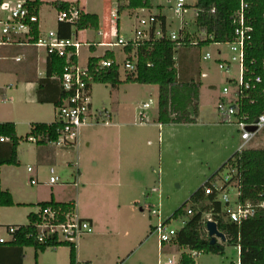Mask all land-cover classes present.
Returning a JSON list of instances; mask_svg holds the SVG:
<instances>
[{"label":"rangeland","instance_id":"obj_1","mask_svg":"<svg viewBox=\"0 0 264 264\" xmlns=\"http://www.w3.org/2000/svg\"><path fill=\"white\" fill-rule=\"evenodd\" d=\"M53 1L45 0L40 10L41 23L44 24L45 32L56 23L58 11L52 5ZM196 1L186 0V13H180L176 10L178 0H151L154 8L153 13H150L148 9H145L144 12L139 9L130 12L124 11L119 16L121 36L127 40L135 37L134 28L139 25L137 14L148 17L149 14L162 13L167 18L168 33L179 32L180 28L185 25L188 27L187 30L192 33L186 31L187 36L192 37L191 41L198 42V40L205 39L206 34L200 36L196 33L198 29L193 21L196 15V9L193 6ZM80 2L87 10L99 12L103 16L109 9L116 6L118 0H80ZM158 6H162V9L160 10ZM44 31L43 33H45ZM78 38L83 41V45L79 49V62L85 66L87 58L94 54L84 44L86 43L84 41L89 38L98 41L100 38L97 30H87L81 33ZM10 49L18 50L20 48L13 45ZM115 50L116 61L120 64L121 78L124 79L127 73L124 68L127 55L121 46L116 47ZM207 53H210V58H206ZM175 56L182 80L194 79L199 85V112L195 117L198 118V121L197 123L164 124L169 128L164 131L163 136L161 135V143L158 126H154L158 122L155 120L158 109V85L122 83L118 87H112L109 84H93L91 95L93 110L108 109L119 114L118 120L124 123L125 129L137 138L134 143L135 147L134 145L131 146L133 142L129 140V136L124 139L121 155L126 159L133 160L136 167H140L137 164L143 166L140 180L133 183L121 181L122 186L117 187L111 196L107 197L102 194L94 196L95 189L88 193L82 185L83 182L88 184L85 179L79 181V187H74L72 185L75 180L72 174L74 167L64 165L61 160L55 166L56 175L60 177V180L53 187L46 183H38L32 186L29 177L23 173V167L33 164L27 148L29 145H36V142L26 138L27 127H20L19 136L22 142L20 165L13 168L14 172L6 170L5 176L18 177L27 192L38 193L43 200H50L54 192L55 199L60 201L78 196L83 212L94 210L98 215L97 221L95 220L94 231L81 236L78 242L83 241L85 244L81 248L82 256L94 257L95 260L99 261V264L105 263L106 259L110 258L116 260L117 254L121 256V260L126 259L131 264H158L159 260L165 262L169 259L176 262L182 252H190L189 249L180 248L170 242L164 243L161 254L159 247L162 244L159 237L151 231L160 221H167L175 210L216 172L218 175L214 181L221 184L230 172L229 167L220 170L221 167L238 151L242 144L237 119L232 116L230 121L224 120L223 111L228 107V104H225L223 110L219 108L221 100H228V97L223 98L226 96L223 92L224 87L229 86L233 93L230 97L235 98L236 84L230 80L238 78L240 75L237 63H232L228 71L219 66L220 58L231 57L229 44H189V46L178 47ZM3 80L8 82L9 78L4 77ZM150 99L152 100L150 107L144 109L143 105L149 103ZM144 110L147 113L148 123L146 126L135 124L141 121V112ZM92 123L95 124V121ZM100 124L104 125L103 122ZM86 127L89 126H84L82 129ZM252 146L264 148V129L248 145V147ZM99 149V144L95 145L94 142L90 148L86 142H81L78 151L77 149L75 152L71 151L70 158L73 161H78L79 164H83V167L93 170L94 163L97 161L101 165V160L105 156ZM49 166L48 163L47 169L44 168V181L50 177ZM95 185L97 188H101L100 183L96 182ZM126 186L132 187V195L126 194L129 190ZM155 187L158 188L157 191L153 190ZM228 193L232 199H237V188H231ZM110 202H114L115 205L119 203L123 206L121 208L112 206L111 209H107ZM190 206L191 203L188 204V207ZM153 211L159 212L160 216H154ZM204 217L206 219L208 217L213 218L210 212L205 213ZM184 219V217L171 219L166 224L169 229H180ZM98 225L99 233L96 228ZM4 228V233L9 234L7 227ZM94 235L96 239L90 243L89 237H94ZM218 243L223 246L224 252L222 254L200 253L196 256L197 264L239 262L240 252L237 246L229 244L227 241L224 242L220 238H218ZM52 248L40 253L38 258L35 257L34 248L26 249V264H70L69 247L66 250L63 248L54 250Z\"/></svg>","mask_w":264,"mask_h":264},{"label":"trees","instance_id":"obj_2","mask_svg":"<svg viewBox=\"0 0 264 264\" xmlns=\"http://www.w3.org/2000/svg\"><path fill=\"white\" fill-rule=\"evenodd\" d=\"M126 8H153L151 0H128ZM250 4L249 17L254 26L253 38L246 52L244 71L245 82H250L252 88L244 91L233 115L236 119H243L246 122H254L264 113V0H247ZM37 11L40 10L43 1L34 0L31 2ZM54 5L58 10H67L71 4L67 1H55ZM195 8L199 14L195 19L196 26L206 32V38L200 41L201 45L213 43H228L235 39V25L233 17L240 7V0H197ZM124 8V7H123ZM161 10L162 6H158ZM215 8V12L211 10ZM161 21V30L164 36L161 38L151 37L144 40L138 47L127 46L125 53L135 52L137 60L136 72H127L125 78H121L120 65L115 61L113 52H107L103 57H90L88 65L91 69L103 58L112 59L111 67L102 69L94 79L93 83L109 84L118 87L122 83H139L147 85H158V122L168 123H194L198 114L199 85L194 79L183 81L176 65V49L178 43L166 36V18L160 13L157 15ZM78 30L99 29V17L95 13H89L80 9V18L76 25ZM35 34L37 25L34 26ZM58 33L61 38H68L72 34L70 23H59ZM186 46H189L187 44ZM74 59H76L74 57ZM66 60L57 54H48L46 78L59 87V96L55 100L56 107L59 106L66 93L63 91L61 82L56 77L62 76ZM261 77L260 83H255L254 78ZM234 82V80H230ZM228 103V100H224ZM231 115H224L225 121H230ZM61 123H34L26 138H38L37 144H47L58 138ZM2 138L4 140L2 141ZM21 137L17 133L14 122H0V171L4 165H20L19 145ZM232 167L237 170L231 181L238 182L240 200L242 202L252 201L259 203L264 201V148L247 147L237 151L221 167ZM218 175L216 172L205 184L200 186L195 193L185 201L173 215L165 221L184 217L185 225L178 229L172 242L180 248H187L190 252L184 251L177 264H196V256L191 251L199 253L222 254L224 248L216 242L211 243V237L207 232L206 219L204 214L211 212L213 219L217 222L218 228L226 235L229 244L239 248L240 264H264V208L241 224L233 223L225 219L221 201L217 199V193L210 195L205 193V187ZM207 202V204H204ZM191 206L188 207V204ZM15 206L13 196L9 190L1 187L0 181V208ZM39 208L52 207L61 212L73 210L76 207L75 201L58 202L54 196L49 201H43L35 205ZM192 210V214L188 210ZM41 222L40 214L31 212L28 215V223L15 226L17 229L9 241L0 242V245L10 247L17 253V264H22L24 249L33 247L35 257L38 258L41 252L48 248L67 246L70 249V264H79L77 261V246L75 243L58 241L57 238H48L40 242L37 236V224ZM1 227V225H0ZM154 228V227H153ZM154 230V229H153ZM153 230L151 233H153ZM164 245V243L162 244ZM15 258V259H16ZM237 264V263H230Z\"/></svg>","mask_w":264,"mask_h":264},{"label":"built area","instance_id":"obj_3","mask_svg":"<svg viewBox=\"0 0 264 264\" xmlns=\"http://www.w3.org/2000/svg\"><path fill=\"white\" fill-rule=\"evenodd\" d=\"M34 0H0V46L5 45H33L43 47L48 54H57L66 60L64 72L62 76L56 77L60 80L63 91L66 97L62 103L56 107V122L61 123L59 128L58 138L50 143L60 147L74 146L79 138L80 131L84 126L91 124L93 121L99 124L103 122L106 125L111 123V113L107 109L93 110L92 103V87L95 76L105 68L112 66V59L103 58L91 69L88 62L85 66L79 62V49L83 42L76 35L78 29L76 27L80 18V9L76 6H70L67 10H58L56 21L57 23H70L72 25V34L68 38H61L56 30H50L43 33L40 27V10L31 4ZM186 0H178L176 10L180 13H186ZM146 8H140L144 12ZM196 9L195 18L199 14V9ZM250 4L247 0H240V7L233 17L235 25V39L228 42L231 51V57L221 59L219 66L223 69L231 67L232 63L239 65V79L235 81L236 89L234 91L235 98L232 99V91L229 86L224 87L223 92L228 97V107L223 111L224 115H235L237 107L240 106V100L245 90L253 87L250 82H245L244 71L246 62V52L253 38L254 26L249 17ZM215 12V8L211 10ZM138 13V12H137ZM139 25L134 28L135 37L125 39L119 34L120 18L118 11H113L111 14V34L115 38L112 42L99 43V45L119 47L124 51L125 47H138L144 40L153 38H161L164 33L161 30V21L155 14H149L148 17L136 15ZM37 25V36L34 26ZM185 25L180 28L179 32H166V36L172 41L178 43V47L187 44L198 45L200 42H193L186 34ZM100 34H103L100 32ZM206 34V32H205ZM76 38V40H75ZM88 47L92 43H84ZM219 44V43H215ZM106 54V53H105ZM124 68L126 72L132 73L137 70V56L135 52L130 55L126 54ZM74 57L76 59H74ZM103 57V56H102ZM210 53L206 54V58H210ZM116 61V59H115ZM117 63V61H116ZM120 65V64H119ZM261 77H255L254 82L260 83ZM231 96V97H230ZM230 97V98H229ZM149 103L144 104V108L150 106ZM226 102L220 101L219 108L224 109ZM141 123L146 122V113L141 114ZM237 125L241 131L242 144L238 151L247 148L257 134L264 129V113L261 114L254 122H246L243 119H237ZM4 138H2V141ZM29 141L37 142L38 138L32 136ZM28 170L33 171L32 167ZM229 175L226 179L218 184L211 180V183L205 187V193L210 195L217 193V199L221 201L223 206L224 217L230 222L241 224L254 217L261 208H264V201L253 203L252 201L242 202L239 198L240 191L238 182L231 181L237 173L235 168L230 167ZM49 184H55L59 181V176L56 175L53 168L50 169ZM32 184H37V180H31ZM235 183V185H232ZM238 189L237 199H232L228 193L231 188ZM37 213L40 214L41 222L37 224V236L40 242H45L48 238L54 237L58 241H66L75 243L83 236L94 231L93 222L90 219L83 218L78 215L76 207L67 212H61L52 207L39 208ZM192 214V210H188ZM211 213V212H210ZM212 214V213H211ZM153 215L160 216V213L153 211ZM206 219V218H205ZM213 220L208 217L206 221ZM216 222V221H215ZM185 225L186 220H183ZM207 224V223H206ZM17 228L11 226L7 228L8 233L12 236ZM178 229H169L165 222H159L153 232H155L160 240V243H170L175 238ZM4 238H0V242H5ZM55 248V247H53ZM239 249V248H238ZM193 256H198L200 253L191 251ZM240 264V261L237 263Z\"/></svg>","mask_w":264,"mask_h":264},{"label":"crops","instance_id":"obj_4","mask_svg":"<svg viewBox=\"0 0 264 264\" xmlns=\"http://www.w3.org/2000/svg\"><path fill=\"white\" fill-rule=\"evenodd\" d=\"M43 4L45 0H42ZM55 1H67L71 4V6H76L79 9H82L89 13H95L99 17V29L97 30V34L100 40H95L93 38L87 39L84 41L86 43H92L93 45L88 47L89 50L94 54L90 55L87 58V62L90 57H102L107 52H113L116 58V50L114 47L99 45V43L112 42L115 38L111 34V14L113 11H118L119 16L124 11H131L132 9L126 8L128 5V0H118L116 6L108 10L105 15L102 16L99 12H92L87 10L84 6H82L80 0H54L52 5H54ZM42 4V6H43ZM41 6V7H42ZM124 7V8H123ZM192 7V6H191ZM194 7V6H193ZM57 9V8H56ZM140 9V8H138ZM153 13L154 8H146ZM41 10V8H40ZM136 10V9H135ZM58 11V9H57ZM131 14V13H130ZM160 14V13H159ZM155 14V15H159ZM166 18V16H165ZM195 17L193 19L195 23ZM196 24V23H195ZM59 24L56 23L51 25L48 28L50 30H56ZM167 18H166V29H167ZM40 27L42 32L44 31V24L41 23V15H40ZM186 30L188 29L187 26ZM198 35H204L205 31L200 30L197 27ZM87 30L93 29H83L78 30L76 35L79 37L81 33L86 32ZM47 31V32H48ZM45 32V31H44ZM103 33V34H100ZM188 33H191L190 30H187ZM46 33V32H45ZM119 34L121 35V25L119 27ZM192 34V33H191ZM190 38V37H189ZM192 38V37H191ZM190 38V39H191ZM79 39V38H78ZM203 40V39H201ZM201 40H198L199 42ZM83 42V41H82ZM20 49L13 50L10 49L13 45H5L0 46V122H14L16 125L17 133L19 135L20 127H27V131L30 132L32 124L34 123H53L56 121V105L55 100L59 96V87L52 83L51 81L45 80L46 78V68H47V60L48 53L46 49L43 47H36L33 45H17ZM186 46V45H185ZM10 47V48H9ZM182 47V46H180ZM101 52L99 53V51ZM226 59V58H220ZM205 75V74H204ZM4 77L9 78L8 82H5ZM235 81H238V78H232ZM234 82H232L234 84ZM232 91V90H231ZM225 96H223L224 98ZM150 107V106H149ZM148 107V108H149ZM144 108V105H143ZM147 109V108H144ZM108 110V109H107ZM109 111V110H108ZM145 111V110H144ZM142 113H146L145 112ZM111 113V123L109 125H100L95 123H91L80 132V136L78 138L77 143L74 146L69 147H60L54 145L53 143L47 144H37L29 145L27 151L33 160V164H28L23 167V173L25 176L29 177L30 184L32 186L37 185L38 183H46L47 185H51L53 187L54 184H49V179L44 181L43 179V171L44 168L47 169V164L49 163V173L50 169L53 168L55 173L57 172L55 166L56 163L61 160L64 165H72L74 167V172L72 173L75 177L74 187H79V181L85 179L86 183L83 182V188L90 193L92 189L94 190V196L102 194L104 196H111L113 192H115L117 187H121V181L127 182H135L136 180H140L141 173L143 171V166L136 167V163L133 160L126 159L121 155L122 149L124 146V139L129 136V140H131L134 145L135 140L137 139L134 135L130 134L125 129V124L118 120L119 114L116 111H109ZM199 112V106H198ZM158 119V109L155 114V120ZM198 118H196V123ZM147 113H146V122H136L135 124H139L141 126H146L148 123ZM158 126L159 130V141L161 143V138L164 134V131L169 127L160 124L159 122L155 123L154 126ZM27 132V133H28ZM162 135V136H161ZM81 142H86L88 147H91V144L94 142L95 145L99 144V151L105 154L104 158L101 160V165L99 162H95L93 165V170L89 168L83 167V164H79L78 161H73L70 158L72 152L79 148V144ZM136 145H134L135 147ZM133 147V146H132ZM253 148H260L256 146H252ZM22 142L19 145V158L22 153ZM71 149V150H70ZM78 155V154H77ZM15 165H4L1 167L0 171V181L1 187L4 190H9L13 196L15 206L10 207H1L0 208V238H4L6 241L11 240L12 236L10 234L4 233L5 228L9 225H20L28 223V215L31 212H37L38 209L35 205L43 201H49L43 198H40L38 193L27 192L25 186L22 185L21 180L18 177H6V170H14ZM32 167L33 171H29L28 168ZM7 168V169H6ZM21 168V167H20ZM14 172V171H13ZM51 176V173H50ZM60 178V177H59ZM37 180V184H32L31 180ZM60 180V179H59ZM100 183V187H96L95 183ZM91 183V184H90ZM56 184V183H55ZM69 184V183H68ZM132 185V184H131ZM129 188L127 190V195H132V187L126 186ZM83 190V189H82ZM154 191H157L158 188H153ZM118 192H120L118 190ZM53 196L55 195L52 194ZM93 196V197H94ZM55 198V197H54ZM58 202H69L75 201L76 203V211L79 216L83 218L90 219L95 225V220L97 221V213L94 210H87V212H83L81 209V203L79 197H73L69 200L60 201L55 199ZM112 206H116L121 208L123 205H119L117 203L115 205L114 202H110L107 209H111ZM97 223V222H96ZM109 227V226H108ZM99 233V225L96 227ZM94 237H89V242L93 243L95 241ZM85 244L82 242H76L77 246V261L79 264H99L94 257L91 256H82L81 248H83ZM30 247H26L24 249V256L22 264H26V249ZM33 248V247H32ZM60 248L67 249V246H61L52 248L54 250H59ZM164 245L159 247V252H163ZM47 251V249H46ZM44 251V252H46ZM41 252V253H44ZM70 252V249H69ZM183 253V252H182ZM17 255V253H16ZM14 254V250L10 247L0 245V264H17L18 259ZM181 255L179 256L180 259ZM16 258V259H15ZM178 260L173 261L169 259L168 261L163 262L162 260L158 262V264H177ZM70 262V258H69ZM102 264H131L126 259L121 260V256L117 254L116 260L115 258L106 259L105 263ZM135 264V263H132ZM197 264V262H196Z\"/></svg>","mask_w":264,"mask_h":264},{"label":"water","instance_id":"obj_5","mask_svg":"<svg viewBox=\"0 0 264 264\" xmlns=\"http://www.w3.org/2000/svg\"><path fill=\"white\" fill-rule=\"evenodd\" d=\"M206 226H207V232L211 237L212 244L218 242V238H220L224 242L226 241V235L218 228L217 222L213 220L207 221Z\"/></svg>","mask_w":264,"mask_h":264}]
</instances>
